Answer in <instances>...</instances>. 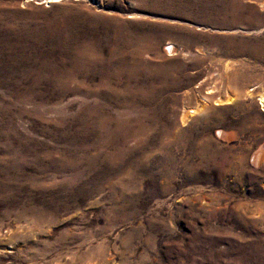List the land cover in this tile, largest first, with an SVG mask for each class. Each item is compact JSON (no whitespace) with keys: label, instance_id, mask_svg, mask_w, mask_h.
Masks as SVG:
<instances>
[{"label":"rangeland","instance_id":"obj_1","mask_svg":"<svg viewBox=\"0 0 264 264\" xmlns=\"http://www.w3.org/2000/svg\"><path fill=\"white\" fill-rule=\"evenodd\" d=\"M47 1L0 0V264H264V0Z\"/></svg>","mask_w":264,"mask_h":264},{"label":"bare ground","instance_id":"obj_2","mask_svg":"<svg viewBox=\"0 0 264 264\" xmlns=\"http://www.w3.org/2000/svg\"><path fill=\"white\" fill-rule=\"evenodd\" d=\"M60 0H52V1H47V3H50V2H52V3H55V2H59ZM44 2V1H43ZM145 40H147V39H145ZM144 40V41H145ZM147 42V41H146ZM168 46V45H167ZM171 47V46H170ZM153 48H154V45H150V43H145V45L143 46V50L144 51H149V50H153ZM170 49V48H169ZM168 51V50H167ZM170 53H172L173 52V50L171 49L170 51H169ZM168 53V52H167ZM170 55V54H169ZM171 56V55H170ZM166 86H170V85H168V84H165ZM175 86V85H174ZM167 89H170L169 87H167ZM252 91V90H251ZM147 100H148V97H144V100H143V103H144V105H147ZM149 101V100H148ZM258 102H259V105L262 107V109H264V96L263 95H260L259 96V99H258ZM118 104H123L122 103V101L121 102H119ZM204 110V109H203ZM202 111V109L201 110H198V109H188L187 110V113H186V115H185V117H184V119L181 121L182 122V126L187 122V120H189V119H192L193 117H195V115H197V114H199L200 112ZM145 110L143 111V113L145 114ZM142 113V114H143ZM129 125L128 124H123V125H117V129L116 130H114V131H111L110 132V143L111 144H113V141H116V140H120V136H124L128 131H127V127H128ZM125 130V131H124ZM256 158L257 159H259L260 158V155H257L256 156ZM124 161V160H123Z\"/></svg>","mask_w":264,"mask_h":264}]
</instances>
